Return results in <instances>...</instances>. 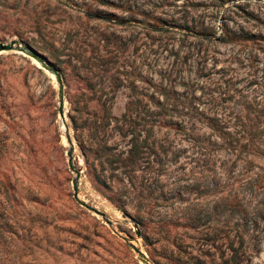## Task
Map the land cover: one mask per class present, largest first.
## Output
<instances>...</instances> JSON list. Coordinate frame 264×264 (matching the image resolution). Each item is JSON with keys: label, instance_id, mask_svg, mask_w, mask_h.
<instances>
[{"label": "rangeland", "instance_id": "obj_1", "mask_svg": "<svg viewBox=\"0 0 264 264\" xmlns=\"http://www.w3.org/2000/svg\"><path fill=\"white\" fill-rule=\"evenodd\" d=\"M0 264H264V0H0ZM118 233V234H117Z\"/></svg>", "mask_w": 264, "mask_h": 264}, {"label": "water", "instance_id": "obj_2", "mask_svg": "<svg viewBox=\"0 0 264 264\" xmlns=\"http://www.w3.org/2000/svg\"><path fill=\"white\" fill-rule=\"evenodd\" d=\"M8 51H15L33 59L38 68H41L44 71L48 72L50 76L53 78L56 84L57 113L60 118V121L63 124L64 137L68 145L66 149V162L69 169L73 171L75 174L74 178L71 179L72 198L79 206L99 216L104 221V223L110 227L111 221L104 215V213L102 211H99L97 208L90 205L89 203L85 202L84 200L80 199L77 194L78 170L75 169V167L72 164V157H71L72 145L63 115L62 83L59 73L57 72V70H55L52 67L50 62L39 51H37L34 47L29 45L28 43H23L16 39H10L5 42H0V52H8ZM122 239L128 243L131 250L137 255V257L144 264H152L148 259L147 255L136 244L129 242V240L125 237H122Z\"/></svg>", "mask_w": 264, "mask_h": 264}, {"label": "bare ground", "instance_id": "obj_3", "mask_svg": "<svg viewBox=\"0 0 264 264\" xmlns=\"http://www.w3.org/2000/svg\"><path fill=\"white\" fill-rule=\"evenodd\" d=\"M60 119V118H59ZM62 123V122H61Z\"/></svg>", "mask_w": 264, "mask_h": 264}]
</instances>
